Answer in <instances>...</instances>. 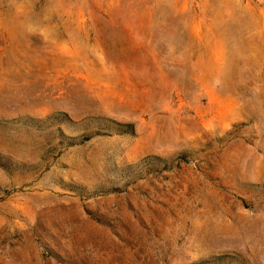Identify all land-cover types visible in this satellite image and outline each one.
Instances as JSON below:
<instances>
[{
	"label": "rangeland",
	"instance_id": "rangeland-1",
	"mask_svg": "<svg viewBox=\"0 0 264 264\" xmlns=\"http://www.w3.org/2000/svg\"><path fill=\"white\" fill-rule=\"evenodd\" d=\"M0 264H264V0H0Z\"/></svg>",
	"mask_w": 264,
	"mask_h": 264
}]
</instances>
